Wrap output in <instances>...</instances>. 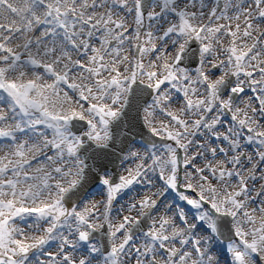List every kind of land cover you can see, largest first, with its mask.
<instances>
[{
    "label": "snow or ice",
    "instance_id": "obj_1",
    "mask_svg": "<svg viewBox=\"0 0 264 264\" xmlns=\"http://www.w3.org/2000/svg\"><path fill=\"white\" fill-rule=\"evenodd\" d=\"M0 264H264V0H0Z\"/></svg>",
    "mask_w": 264,
    "mask_h": 264
}]
</instances>
